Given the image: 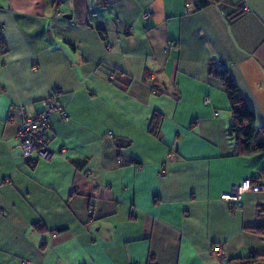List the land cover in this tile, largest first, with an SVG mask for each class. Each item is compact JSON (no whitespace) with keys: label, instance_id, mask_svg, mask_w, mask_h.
<instances>
[{"label":"crops","instance_id":"1","mask_svg":"<svg viewBox=\"0 0 264 264\" xmlns=\"http://www.w3.org/2000/svg\"><path fill=\"white\" fill-rule=\"evenodd\" d=\"M196 2L0 0V264H264L243 259L264 256L247 229L264 223V153L228 135L209 73L264 126V0ZM53 89L68 119L51 117L52 155L31 166L15 107L33 116Z\"/></svg>","mask_w":264,"mask_h":264},{"label":"built area","instance_id":"2","mask_svg":"<svg viewBox=\"0 0 264 264\" xmlns=\"http://www.w3.org/2000/svg\"><path fill=\"white\" fill-rule=\"evenodd\" d=\"M191 8V4H186V9ZM244 11H247L246 6L243 7ZM63 15V13H59ZM151 12L147 11L142 14L144 19L148 18ZM60 93V89H53L50 95L43 99L41 102V111L37 114L30 116L26 113L23 106H16L15 109L18 113L19 125L16 133V139L20 145L21 154L26 159L28 164L34 166L40 160L48 159L52 155L49 141L46 136V132L50 128L51 117L55 114H60L63 120L68 119V115L65 112L62 105L58 103L57 95ZM205 102H208L205 100ZM258 186L251 183L250 179H243L239 183L231 186L228 192L220 195V200L228 205L237 203L240 201L241 196L246 191H257ZM88 220L91 222L94 220V209L88 207ZM214 256H221V250L219 247L212 249ZM21 264H26L22 261Z\"/></svg>","mask_w":264,"mask_h":264},{"label":"trees","instance_id":"3","mask_svg":"<svg viewBox=\"0 0 264 264\" xmlns=\"http://www.w3.org/2000/svg\"><path fill=\"white\" fill-rule=\"evenodd\" d=\"M215 0H197L195 8H200L205 6ZM108 3V0H97V5L105 6ZM209 73L217 77L221 82L222 89L226 95L229 112H230V124L228 125L227 132L228 135L234 137L239 141L241 146V152L244 154H253V153H264V126H257L255 123V114L247 106L244 98L240 94L235 82L230 77L228 72L222 68H211ZM159 121L160 116L154 114L151 124L150 132L155 136H160L159 131ZM258 132H261V139H256L255 136ZM264 170L260 173V175ZM257 178H250L252 184H258ZM259 212H264V207H259ZM264 214V213H263ZM264 216V215H263ZM33 227L37 231H43L44 226L42 223L36 222L33 224ZM248 230L264 236V223H258L247 227ZM246 262H257L258 260H263L264 256L250 252L246 257L243 258ZM154 264L150 258L149 263Z\"/></svg>","mask_w":264,"mask_h":264},{"label":"water","instance_id":"4","mask_svg":"<svg viewBox=\"0 0 264 264\" xmlns=\"http://www.w3.org/2000/svg\"><path fill=\"white\" fill-rule=\"evenodd\" d=\"M69 18V16H67Z\"/></svg>","mask_w":264,"mask_h":264}]
</instances>
